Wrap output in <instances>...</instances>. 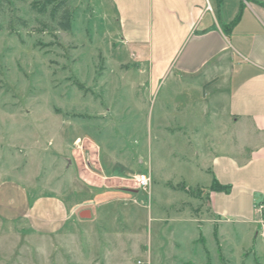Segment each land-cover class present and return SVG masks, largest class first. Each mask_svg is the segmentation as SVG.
<instances>
[{
	"label": "rangeland",
	"instance_id": "rangeland-1",
	"mask_svg": "<svg viewBox=\"0 0 264 264\" xmlns=\"http://www.w3.org/2000/svg\"><path fill=\"white\" fill-rule=\"evenodd\" d=\"M46 1L0 0V183L24 184L33 196L58 194L73 214L47 236L24 220L0 218V264H264L261 225L235 227L234 236L225 225L221 243L213 235L217 225L200 231L187 220L209 218L204 189L193 185L209 178L186 161L203 144L190 135L187 145L173 125L199 131L196 137L209 132L210 140L222 120L196 108L165 111L173 103L164 87L149 97L146 62L121 44L109 0H68V31L44 9ZM223 135L241 149L264 144V135L243 122L238 129L225 125ZM90 139L118 158L127 152L120 161L127 164L128 193L97 197V208L86 182L70 169L62 174V157L94 172ZM138 175L149 177L147 190L137 187ZM84 210L90 219L79 217Z\"/></svg>",
	"mask_w": 264,
	"mask_h": 264
},
{
	"label": "crops",
	"instance_id": "crops-1",
	"mask_svg": "<svg viewBox=\"0 0 264 264\" xmlns=\"http://www.w3.org/2000/svg\"><path fill=\"white\" fill-rule=\"evenodd\" d=\"M109 1L121 44L134 52L138 61L146 62L144 88H148L149 97L164 87L173 103L165 111L173 107L181 113L183 106L192 114L196 108L214 121L222 120L217 122L221 128L215 124L221 133L216 132L210 140L209 132L196 137L193 134L199 131L189 134L183 124L173 125L178 136L186 137L187 145L190 137L196 146L203 144V150L192 151L193 159L186 161L209 178L207 183H193L204 189L209 218L187 216L188 222L197 224L200 231L204 224L217 225L213 235L221 243L225 225L232 235L240 225L259 224L264 229V144L241 149L231 138L225 141L223 135L225 125L238 129L240 122L254 135H264V0ZM167 126L168 122L160 130ZM89 142L97 151L89 156L94 172L80 171L77 161L62 157V174L70 169L77 182H86L93 194L90 203L97 208V197L128 193L124 186L127 164L120 161L127 152H120L118 158L93 139ZM138 163L145 165L142 158ZM139 169L135 172H141ZM56 179L65 185L63 176ZM213 185L226 190H214ZM51 193L33 196L24 184L4 181L0 183V218L24 220L36 234H58L73 211L65 199Z\"/></svg>",
	"mask_w": 264,
	"mask_h": 264
},
{
	"label": "trees",
	"instance_id": "trees-1",
	"mask_svg": "<svg viewBox=\"0 0 264 264\" xmlns=\"http://www.w3.org/2000/svg\"><path fill=\"white\" fill-rule=\"evenodd\" d=\"M68 0H47L44 5L50 8V15L53 19H57V25L62 31H68L70 29L71 14L67 6ZM212 189L217 191H225L226 188L221 186H214Z\"/></svg>",
	"mask_w": 264,
	"mask_h": 264
},
{
	"label": "built area",
	"instance_id": "built-area-1",
	"mask_svg": "<svg viewBox=\"0 0 264 264\" xmlns=\"http://www.w3.org/2000/svg\"><path fill=\"white\" fill-rule=\"evenodd\" d=\"M209 8V7H208ZM210 9V8H209ZM135 183L137 184V187L140 189V190H147L149 184H150V179L148 176L146 175H138L136 176L135 178ZM140 264V263H139Z\"/></svg>",
	"mask_w": 264,
	"mask_h": 264
},
{
	"label": "water",
	"instance_id": "water-1",
	"mask_svg": "<svg viewBox=\"0 0 264 264\" xmlns=\"http://www.w3.org/2000/svg\"><path fill=\"white\" fill-rule=\"evenodd\" d=\"M79 217L81 219H89L91 217L90 211L84 210V211L80 212Z\"/></svg>",
	"mask_w": 264,
	"mask_h": 264
}]
</instances>
